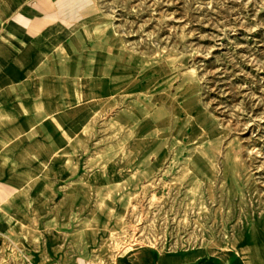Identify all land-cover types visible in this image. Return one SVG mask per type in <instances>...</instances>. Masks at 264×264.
I'll return each instance as SVG.
<instances>
[{"label":"rangeland","instance_id":"obj_1","mask_svg":"<svg viewBox=\"0 0 264 264\" xmlns=\"http://www.w3.org/2000/svg\"><path fill=\"white\" fill-rule=\"evenodd\" d=\"M72 260L264 264V0H0V264Z\"/></svg>","mask_w":264,"mask_h":264},{"label":"bare ground","instance_id":"obj_2","mask_svg":"<svg viewBox=\"0 0 264 264\" xmlns=\"http://www.w3.org/2000/svg\"><path fill=\"white\" fill-rule=\"evenodd\" d=\"M22 2V1H21ZM21 2H19V4L17 5L18 7H16L17 9L15 10V12H18V9L20 8V7H22V3ZM26 2V1H25ZM14 3V2H13ZM6 4V3H5ZM7 6V5H6ZM28 6V5H27ZM9 11V10H8ZM16 14V13H15ZM11 16H12V14H11ZM11 16L9 17V18H11ZM14 16V15H13ZM38 17V16H37ZM59 21V20H58ZM2 22V21H1ZM3 28V27H2ZM45 29V28H44ZM46 31V30H45ZM49 32V31H48ZM43 33V32H42ZM54 33V32H53ZM71 38V37H70ZM83 38V37H82ZM82 38H80V39H82ZM72 39H75V38H73L72 37ZM71 39V40H72ZM46 41V40H45ZM38 42H40V41H38ZM33 44V43H32ZM83 44V43H82ZM41 45V44H40ZM15 46V45H14ZM50 46V45H49ZM39 47V46H38ZM86 47V46H85ZM52 48V47H51ZM92 49V48H91ZM45 50V49H44ZM79 50V49H78ZM84 50V49H83ZM50 53V52H49ZM58 53V52H57ZM76 53H78V52H76ZM91 54V53H90ZM20 55V54H19ZM60 55H61V52H60ZM80 55V54H79ZM23 56V55H22ZM51 57V56H50ZM24 58V57H23ZM61 58V57H60ZM54 60V59H53ZM52 60V61H53ZM60 60H62V59H60ZM50 61H51V59H50ZM54 61H56V60H54ZM45 63V62H44ZM50 63V62H49ZM43 64V63H42ZM53 64V63H52ZM46 65V64H45ZM56 65H58V64H56ZM43 66V65H42ZM45 68V67H44ZM38 69H40V68H38ZM46 69V68H45ZM53 71H54V69H53ZM34 73V72H33ZM48 73H50V72H48ZM54 73V72H53ZM65 73V72H64ZM69 73V72H68ZM193 73V72H192ZM195 73V72H194ZM62 74V73H61ZM76 74V73H75ZM32 75V74H31ZM46 75V74H45ZM45 75H43V76H45ZM54 76V75H53ZM52 76V77H53ZM70 77V76H69ZM35 78V77H34ZM75 78H76V76H75ZM33 79V78H32ZM56 79V78H55ZM36 80V79H35ZM47 80V79H46ZM50 80V79H49ZM54 80V79H53ZM61 80H62V78H61ZM67 80V79H66ZM43 81V80H42ZM83 81V80H82ZM193 81V80H192ZM195 81V80H194ZM49 82V81H48ZM55 82V81H54ZM60 83V82H59ZM63 83V82H62ZM81 83V82H80ZM86 83V82H85ZM137 83V82H136ZM32 84V83H31ZM71 84V83H70ZM62 85V84H61ZM30 86V85H29ZM130 86H133V85H130ZM194 86V85H193ZM182 87V86H181ZM70 88V87H69ZM35 90V89H34ZM67 90V89H66ZM53 93V92H52ZM61 93V92H60ZM62 93H63V91H62ZM52 95V94H51ZM138 96V95H137ZM161 96H163V95H161ZM67 97V96H66ZM74 97V96H73ZM72 97V98H73ZM176 97V96H175ZM45 98V97H44ZM163 100V99H162ZM184 100V99H183ZM186 100V99H185ZM198 100V99H197ZM161 101V100H160ZM70 102V101H69ZM47 103V102H46ZM107 103H109V102H107ZM179 103V102H178ZM198 104V103H197ZM172 106V105H171ZM172 109V108H171ZM132 111V110H131ZM186 112V111H185ZM133 113V112H132ZM126 115V114H125ZM133 116V115H132ZM173 116V115H172ZM190 118H191V116H190ZM186 119V118H185ZM125 120V119H124ZM176 120H178V119H176ZM187 120V119H186ZM185 120V121H186ZM127 121V120H126ZM133 121V120H132ZM172 121V120H171ZM217 122V124H218V121H216ZM186 123H187V121H186ZM127 125V124H126ZM132 125V124H131ZM184 125V124H183ZM186 125V124H185ZM129 126V125H128ZM185 127V126H184ZM127 128H129V127H127ZM175 128V127H174ZM130 130V129H129ZM173 132V131H172ZM172 135V134H171ZM178 141V140H177ZM201 141H203V138H202V140ZM130 142V141H129ZM179 142H181V141H179ZM183 143V142H182ZM128 144V143H127ZM135 144V143H134ZM178 144V143H177ZM176 144V145H177ZM191 144V143H190ZM133 145V144H132ZM138 145V144H137ZM181 145V144H180ZM175 146V145H174ZM182 146V145H181ZM210 146V145H209ZM137 147V146H136ZM222 148H223V143L222 142H219L218 144H216L215 146H213L212 147V151H213V153H212V158L210 159V161L209 162H211L212 164H213V167H214V169L216 170V171H218L220 168H222V166L220 165L221 164V161H220V156H221V153H222ZM211 150V149H210ZM229 153V152H228ZM233 154V153H232ZM231 154V155H232ZM209 155V154H208ZM227 158H228V156H227V153H226V155H225V157H224V162H223V167H225V165H226V160H227ZM231 159V158H230ZM234 159V158H233ZM234 161V160H233ZM238 164H239V159L236 157V155H235V165L236 166H238ZM228 167V166H227ZM99 213V212H98ZM209 260V259H208Z\"/></svg>","mask_w":264,"mask_h":264},{"label":"crops","instance_id":"obj_3","mask_svg":"<svg viewBox=\"0 0 264 264\" xmlns=\"http://www.w3.org/2000/svg\"><path fill=\"white\" fill-rule=\"evenodd\" d=\"M129 260V258H126V259H122L120 260V262L122 263H125ZM67 264H80V261L79 260H72L71 262L67 263Z\"/></svg>","mask_w":264,"mask_h":264}]
</instances>
